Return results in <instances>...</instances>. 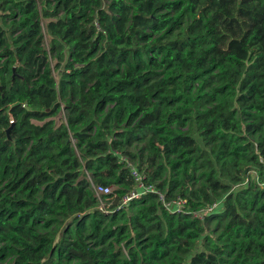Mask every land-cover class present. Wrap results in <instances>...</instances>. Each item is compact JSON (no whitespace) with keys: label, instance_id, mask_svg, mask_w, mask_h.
Returning <instances> with one entry per match:
<instances>
[{"label":"trees","instance_id":"trees-1","mask_svg":"<svg viewBox=\"0 0 264 264\" xmlns=\"http://www.w3.org/2000/svg\"><path fill=\"white\" fill-rule=\"evenodd\" d=\"M107 1L0 0V259L264 264V187L234 192L253 170L264 183V0ZM199 82L217 86L194 96ZM122 157L187 213L155 194L100 211L92 183L113 209L136 189Z\"/></svg>","mask_w":264,"mask_h":264},{"label":"built area","instance_id":"built-area-1","mask_svg":"<svg viewBox=\"0 0 264 264\" xmlns=\"http://www.w3.org/2000/svg\"><path fill=\"white\" fill-rule=\"evenodd\" d=\"M75 139H73V143H75ZM122 162L126 163L128 167L131 168L132 176L136 181V189L131 193L124 196L116 209L111 207V194H113L114 189L112 187H104V186H93V190L98 199V209H100L105 214H111L116 211L122 210L130 205V203L136 199H140L142 196L147 194H155L159 197V201L162 203L163 208L171 213V214H182L187 213L186 205L187 201L182 198H177L172 201H168L161 191H159L154 185H147L145 183V177L137 170L135 166L131 164V162L122 157ZM251 181H257L262 187H264V183H261L260 178L257 176V172L253 170L250 172V176L242 183L241 185L236 186L235 188L244 187L249 185ZM221 203H215L214 205L208 207L207 209L201 210L198 213H195L194 216L200 219H204L205 216L210 215L213 211L219 209Z\"/></svg>","mask_w":264,"mask_h":264},{"label":"rangeland","instance_id":"rangeland-1","mask_svg":"<svg viewBox=\"0 0 264 264\" xmlns=\"http://www.w3.org/2000/svg\"><path fill=\"white\" fill-rule=\"evenodd\" d=\"M104 3L105 4H107L108 3V1L107 0H104ZM173 15H174V13H173ZM190 21V19H188V18H186L185 19V22H187V21ZM43 31H44V33H45V41H44V46H45V49H47V50H49V48H50V38L48 37V35H47V32H46V25L44 24V26H43ZM160 35H156L155 37L156 38H158ZM142 43H139L138 45H137V47L139 48V47H142ZM144 59H146V60H148L149 59V54H147V53H145L144 55ZM50 57H51V55H50ZM138 63V57H136V56H134V54H133V60H132V64H133V66L134 65H136ZM52 65H54V63L52 64ZM126 66L124 67V69L126 70ZM54 76H55V78L57 79V81L59 82L60 81V77H61V74H60V72L58 71H56V72H54ZM215 86H217V84H210V82H199V83H197L196 84V86H195V89H194V92L192 93L194 96H197V95H199V94H205V93H208L210 90H211V88L212 87H215ZM109 107H111V105H109ZM103 115H101L100 117H102ZM66 117H67V112H65V111H63L61 114H60V116L58 117V122L60 123V122H65L66 121ZM150 141H151V135H148L147 137H145L144 139H143V141H137V142H135L134 143V145L129 149V151L132 153V154H134V155H136V163L137 164H139L140 163V158H139V156H140V154H144V156H146L147 155V152H148V150H149V148L151 147V145H150ZM200 145L202 146V147H206L202 142H200ZM211 147L212 146H210V147H208V149H211ZM77 153H78V150H77ZM132 163V162H131ZM133 164V163H132ZM134 166H135V164H133ZM200 173L201 172H198L197 174H196V180L194 181V184L195 185H199V182H198V179H199V175H200ZM0 174H1V171H0ZM91 179V177L89 176V180ZM200 180V179H199ZM91 181V180H90ZM95 184H93L92 183V188H93V186H94ZM241 188L242 187H240V188H236V189H234V192L235 193H237V192H239V191H241ZM100 210V209H99ZM101 211V210H100ZM57 219H62V217H60V218H57ZM205 221H206V219H205ZM72 222V219L71 220H69V221H66L65 223H64V227H66L69 223H71ZM59 222L57 221V223H55V224H50L51 226L49 227V228H45V225H46V223L45 222H43V223H41L40 225H38V227H37V229L39 230V231H41V232H47V231H50V230H52V229H54V227H55V225L56 224H58ZM218 223H219V221L218 220H213V221H211V222H208V223H205V226H206V229H207V233L210 235V236H212V237H215V233H218V231H220V226L218 225ZM108 224V228H111V229H115L116 228V226L115 225H112L110 222H108L107 223ZM71 227V229H72V235H71V237L73 238L74 236H75V234H76V230H75V228H74V226H70ZM93 225L91 224V220H88L87 221V231L84 233V235L85 236H87V235H90V234H92L93 233ZM222 229V228H221ZM5 244L3 243V242H0V249L4 246ZM15 256H16V247L15 246H13V245H9L8 246V248H7V250H6V252H5V254H4V256H3V258L2 259H0V264H12L13 263V261H14V259H15ZM64 263L65 264H74L75 262H73V263H69V261H67V259H65L64 260Z\"/></svg>","mask_w":264,"mask_h":264},{"label":"water","instance_id":"water-1","mask_svg":"<svg viewBox=\"0 0 264 264\" xmlns=\"http://www.w3.org/2000/svg\"><path fill=\"white\" fill-rule=\"evenodd\" d=\"M11 129H12V126H11V128L10 129H8V131H7V134H8V136L10 137V132H11Z\"/></svg>","mask_w":264,"mask_h":264}]
</instances>
